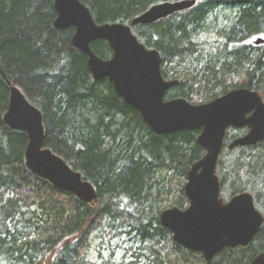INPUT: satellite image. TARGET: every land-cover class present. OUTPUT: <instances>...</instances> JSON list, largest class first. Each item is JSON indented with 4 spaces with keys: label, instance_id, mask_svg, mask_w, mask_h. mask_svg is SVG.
I'll list each match as a JSON object with an SVG mask.
<instances>
[{
    "label": "trees",
    "instance_id": "1",
    "mask_svg": "<svg viewBox=\"0 0 264 264\" xmlns=\"http://www.w3.org/2000/svg\"><path fill=\"white\" fill-rule=\"evenodd\" d=\"M174 1L181 0H80L97 24H129L152 5ZM195 1L188 10L132 28L139 42L160 54L163 79L177 81L165 99L199 105L245 88L258 92L264 102V44L246 43L252 37L264 41V0ZM218 8H236L238 16L221 30L222 41L212 56L191 61L198 52L193 34ZM55 18L54 0H0V70L5 77L0 75V264H87L83 257L90 234L105 218L122 224L134 221L144 244L159 246L157 240L167 239L177 256L169 264H250L264 252V222L248 246L225 248L208 263L200 253L172 241L159 223L171 187L153 195L154 179L165 169L166 179L178 176L186 183L189 169L205 154L196 142L200 131L152 134L106 79H92L87 57L72 46L74 29H55ZM91 50L102 60L112 56L105 41L93 42ZM7 81L41 112L44 146L93 185L94 202L84 204L56 191L27 170L28 138L3 122L9 102ZM235 131L247 133L228 130L219 157L236 153L227 149L237 138ZM263 145L264 141L246 148ZM251 158L244 155L238 164L233 159L232 178L258 179L253 202L264 218V159ZM221 166L218 160L220 189L226 181ZM241 192L232 186L229 196ZM147 203L156 214L145 218L144 210L136 211ZM187 206L181 187L171 208ZM141 250L157 256L152 247ZM146 264L162 262L157 257Z\"/></svg>",
    "mask_w": 264,
    "mask_h": 264
},
{
    "label": "water",
    "instance_id": "2",
    "mask_svg": "<svg viewBox=\"0 0 264 264\" xmlns=\"http://www.w3.org/2000/svg\"><path fill=\"white\" fill-rule=\"evenodd\" d=\"M195 3V0L162 2L135 16L129 24H97L80 0H54L53 27L74 29L72 46L87 57L92 79H106L115 94L139 113L152 134L200 131L196 142L205 154L186 175L183 193L188 206L184 210L163 211L159 223L171 233L175 244L189 252L200 253L208 263L225 248L248 246L264 222L248 193H240L224 202L216 175L228 130H247L245 135L227 145L229 151L253 147L264 141V102L258 92L245 88L199 105L181 98L166 100L167 92L177 81L163 79L160 54L147 49L132 33L134 27L154 24L192 8ZM100 40L112 51L109 60L100 59L91 50V44ZM262 44L261 39L253 41L254 46ZM0 75L5 78L1 70ZM7 84L9 102L3 122L10 130L22 132L28 138L24 152L27 170L56 191L70 194L84 204L94 202L97 194L93 185L44 146L41 112L17 87L9 81ZM250 264H264V252Z\"/></svg>",
    "mask_w": 264,
    "mask_h": 264
},
{
    "label": "rangeland",
    "instance_id": "3",
    "mask_svg": "<svg viewBox=\"0 0 264 264\" xmlns=\"http://www.w3.org/2000/svg\"><path fill=\"white\" fill-rule=\"evenodd\" d=\"M238 16V9L230 8H218L213 11L199 31L192 36V42L197 46L198 52L191 61L200 58L203 59L212 56L218 44L222 41L220 38V32L226 26H229ZM255 38L252 37L247 40V44L251 45ZM202 60V58H200ZM247 131L246 129H243ZM237 138L242 137L246 133H238L235 131ZM236 150V153L232 157L228 156V153L219 157L220 163H222V173H224L226 181L224 188L220 189V198L224 202H227L230 198V191L232 186L236 187V190H242L241 193H248L252 197L256 190L260 187L258 179L253 181L239 180L237 177L232 178L231 167L233 159L237 160V164L241 161V157L244 155H251V160H258V158L264 159V145L257 148H242ZM167 171L161 169L158 171L156 178L154 179V188L152 194L155 195L156 190H161L164 194V189L168 186L170 189V196L165 201V210L171 208V203L177 198L179 190L184 187L182 180L175 176L174 178L166 179ZM219 178L218 173H216ZM170 179V185H169ZM238 195V194H237ZM260 213V209L256 208ZM144 210L145 218L149 217V214H156L154 208L150 210L148 203L140 208L136 212ZM164 210V211H165ZM262 214V213H261ZM263 215V214H262ZM154 226V225H153ZM137 225L134 221H130L128 224H122L120 221L111 222L108 218L101 221L98 229L92 231L88 241V249L84 254L83 260L87 264H146L147 260L151 261L152 258L161 259L162 264H169L174 262L177 258L175 254L170 251L171 245L167 239H160L159 246L153 245L152 243L144 244L141 242L139 232H136ZM142 247L150 248L157 253V256L149 255V252L141 250Z\"/></svg>",
    "mask_w": 264,
    "mask_h": 264
}]
</instances>
